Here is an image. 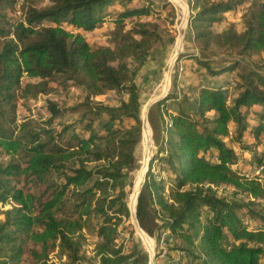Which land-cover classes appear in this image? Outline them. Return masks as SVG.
Masks as SVG:
<instances>
[{"label":"trees","instance_id":"trees-1","mask_svg":"<svg viewBox=\"0 0 264 264\" xmlns=\"http://www.w3.org/2000/svg\"><path fill=\"white\" fill-rule=\"evenodd\" d=\"M186 1L201 53L215 44L264 59V1ZM17 2L0 0V264L26 257L33 264H148L134 241L125 187L137 170L142 128L128 61L142 64L161 39L158 27L141 19L172 7L151 0H49L44 8L23 4L16 17ZM247 4L241 32L231 25L214 30ZM106 24L109 45H91L85 35ZM182 59L206 81L175 89L148 112L160 136L153 161L165 164L169 187L151 170L152 161L136 202L137 223L148 239L168 233L176 241L169 250L197 264H264V154L252 153L258 176L241 174L240 154L227 144L251 151L242 141L251 136L263 147L264 112L255 108L264 109V69L243 68L238 60L214 67L208 58L185 54L177 74ZM52 84L82 95L73 105L47 98L46 116L18 121L19 100L26 107L50 96ZM220 187L234 193L219 196ZM86 230L96 241L91 258Z\"/></svg>","mask_w":264,"mask_h":264},{"label":"rangeland","instance_id":"rangeland-1","mask_svg":"<svg viewBox=\"0 0 264 264\" xmlns=\"http://www.w3.org/2000/svg\"><path fill=\"white\" fill-rule=\"evenodd\" d=\"M49 0H18L17 5L12 10V15L19 17L21 15L22 5L33 6L36 8H44ZM156 3H169L172 7L171 12H164L159 15H155L149 18H142V22L151 23L158 27V32L160 35V40L153 42L152 50L150 54L142 64H135L133 62H129L130 69L134 70V81L139 87V95H140V118L141 121L145 118L147 121L146 129L143 132L141 128V137L140 142L136 149V159H137V170L134 174V178L132 181L129 179L126 181V189L130 192L128 195V207H132L131 197L134 193L135 189V180L138 177V173L144 165V161H146L145 171L149 169L150 163H152L153 158L157 155L158 147L160 145V136L158 131L154 132L148 120V112L151 108L154 107L155 103L150 106V108L143 112L144 106L149 102L160 98L161 100L165 98L167 95L173 93L176 89L177 91L184 90L191 83H205V75L197 74L195 71L198 69L191 62L187 60L179 61L178 65L180 70H178V74L176 73V65L179 59V56L185 54H194L197 56H202L208 58L211 61L214 67L221 66L227 61L238 60L241 61V65L243 68L247 69H255L262 68L264 69L263 63L264 59L261 54H250L248 56L241 57L237 54V51H231L224 47L213 44L208 51L203 53L200 52L198 46L193 42L192 33L188 26V17H189V8L186 0H151ZM264 1V0H262ZM135 2L134 4H136ZM248 4L245 8L238 13H230L229 15H224L223 17V26L222 28H214V30L220 31L227 28L228 26H233L235 31L241 32L243 30V23L241 21L242 12L247 9ZM121 9L120 6L115 5L114 10L119 11ZM171 15H174L172 17ZM173 18L174 25H169L170 19ZM112 26L104 25L95 29L93 32L85 35L86 40L93 46H108L110 39V32ZM179 53L177 61L173 63L174 57L177 52ZM263 66V67H262ZM182 67V71H181ZM199 70V69H198ZM176 79V80H175ZM52 86L56 89V91L50 96H39L37 100H28L25 103L27 104L24 107V103L22 100L18 102V111H17V119L18 121H22L25 116L32 115L31 117H38L40 115L46 116V110L44 108V101L49 98L53 101L62 104V105H73L82 95V92L79 88L69 87L67 90H63L61 87L56 86V84H52ZM231 95V94H230ZM106 98L109 99V96ZM103 99V98H102ZM110 100V99H109ZM169 105V104H168ZM169 109L172 112L175 107L169 105ZM258 111H263V108H255ZM154 122H157L154 120ZM143 125V122H142ZM147 132L149 145L146 149L144 146V133ZM234 137V136H233ZM261 146H255V141L251 136L244 137L243 144L249 145L252 149L251 151L243 152L238 147L235 142L227 141V144L231 147H234L236 151L240 154L239 164L237 169H240L241 174H250L253 177H256L261 172L257 169L255 172V165L253 164L252 153H256L258 156L264 154V133L261 135ZM159 156H163L160 154ZM145 158V160H144ZM8 158L3 161L6 162ZM166 168L165 164H158L156 160L153 161L152 171L158 174L161 179L166 182L165 188L169 187L168 183V173L166 170H162L161 167ZM264 173V169L262 171ZM144 173V172H143ZM143 174L141 175L142 179ZM264 178V175H263ZM219 196H231L234 193L232 188L228 187H220L217 189ZM134 204V203H133ZM1 211V209H0ZM2 216L0 215V220H2ZM129 223L132 225L134 229V241L139 244L148 254V262L150 261V251L153 252L154 255V263L153 264H197L198 262L189 260L182 257L180 252L178 251H170L169 249H174L175 239L168 238V233L162 235L160 238L146 237L147 245L141 241L136 229L133 225V221L130 218ZM91 231V229H90ZM87 242L85 246V253L88 258L93 256V250L95 247V239L92 235L86 230ZM128 236L126 235V238ZM127 247H130V240L127 238L125 242ZM22 264H33L27 257L24 259ZM89 264V263H84ZM96 264V263H93Z\"/></svg>","mask_w":264,"mask_h":264},{"label":"water","instance_id":"water-1","mask_svg":"<svg viewBox=\"0 0 264 264\" xmlns=\"http://www.w3.org/2000/svg\"><path fill=\"white\" fill-rule=\"evenodd\" d=\"M179 51L176 53L175 57H174V60H173V63L175 61H177L178 59V56H179ZM159 100H161L160 98H157L151 102H149L148 104H146V111L150 108V106H152L154 103L158 102ZM143 125H142V129L144 130V128L146 127L147 125V121L146 119L144 118L143 119ZM145 176H146V171H144V174H143V177H142V180L140 181L139 183V186L135 192V196H134V204L132 205V207L129 208V211H130V215H131V219L133 221V225L136 229V232L138 233V236L140 237L141 241H143V235L145 234L139 227L138 223H137V220H136V214H135V207H136V202H137V198H138V195H139V192H140V189L144 183V180H145ZM146 235V234H145ZM149 253H150V261L148 262V264H153L154 263V255H153V252L150 251L148 249Z\"/></svg>","mask_w":264,"mask_h":264},{"label":"bare ground","instance_id":"bare-ground-1","mask_svg":"<svg viewBox=\"0 0 264 264\" xmlns=\"http://www.w3.org/2000/svg\"><path fill=\"white\" fill-rule=\"evenodd\" d=\"M145 109H146V106H144L143 112L145 111ZM145 129H146V127L144 128L143 132L145 131ZM148 145H149L148 135H147V132H145L144 133V146L146 147V149H147ZM144 160H145V158H144ZM145 165H146V161H144V165L141 168V170L139 171L138 177H136V180H135V189H134V193L132 194L131 202H130V204L132 203V205L134 203L135 192H136V190H137V188L139 186L140 181L142 180L141 179V175L144 174L143 172L145 171L144 170L145 169ZM143 242H144L145 245L148 244L147 241H146L145 235H143Z\"/></svg>","mask_w":264,"mask_h":264},{"label":"crops","instance_id":"crops-1","mask_svg":"<svg viewBox=\"0 0 264 264\" xmlns=\"http://www.w3.org/2000/svg\"><path fill=\"white\" fill-rule=\"evenodd\" d=\"M239 13H240V12H238V14H239ZM229 14H230V13H228L227 15H229ZM223 23H224V22H222V23L218 26V28H222V26L224 25ZM220 30H221V29H220ZM218 32H219V31H218ZM239 163H240V162H239ZM239 163H238V164H239Z\"/></svg>","mask_w":264,"mask_h":264},{"label":"built area","instance_id":"built-area-1","mask_svg":"<svg viewBox=\"0 0 264 264\" xmlns=\"http://www.w3.org/2000/svg\"><path fill=\"white\" fill-rule=\"evenodd\" d=\"M258 170H261V168H260V169H258ZM166 189H167V187H166ZM165 234H167V233H165ZM165 234H164V235H165ZM175 264H178V263H175Z\"/></svg>","mask_w":264,"mask_h":264}]
</instances>
